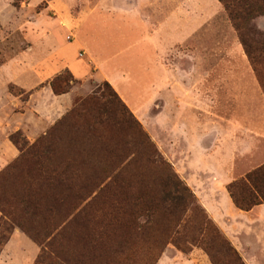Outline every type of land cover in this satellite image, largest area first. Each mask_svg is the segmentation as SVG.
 <instances>
[{
  "label": "rangeland",
  "instance_id": "obj_1",
  "mask_svg": "<svg viewBox=\"0 0 264 264\" xmlns=\"http://www.w3.org/2000/svg\"><path fill=\"white\" fill-rule=\"evenodd\" d=\"M96 2L0 0V264H131L123 259L129 249L138 256L134 258V264H151L157 255V246L165 241L166 247L156 264L161 259V264H180L175 256L187 258L185 256L192 252H197L192 264H211L203 250L206 238L214 243L218 264H246L207 215L192 189L161 153L155 136L149 135L140 120L114 95L109 84L76 81L68 71L61 72L57 76L64 80L62 95H70L65 107L56 102L57 96L50 87L56 75L32 89L19 85L20 79L32 73L40 75L48 64H52L56 25L63 11L67 19ZM254 6L260 9H256L259 15L248 24L250 38L264 40V0H258V4L254 1ZM224 16L232 27L226 11ZM257 62L264 81V60ZM5 66H11L9 68L14 72ZM91 96L98 99V104L106 105L105 114H100L102 109L95 111L100 114L97 119V113L91 111L86 101ZM83 101L86 102L81 105ZM145 116L148 117L146 112ZM105 119L114 122L111 131L102 125ZM144 121L148 122V119ZM10 136H14L17 143L12 142ZM145 136L159 154L155 158L157 168L146 170L145 180L151 185L148 180L169 173L163 164L170 166L178 178V191L187 206V226L176 234V229L172 230L166 239L161 235L164 220L155 213L158 215L154 221L156 231L135 239L119 237L128 247L110 252L103 246L100 248L99 242L105 239L107 221L109 224V220L117 215V210L113 211L111 207L120 198L105 192L92 204L95 194L89 199L77 200L76 187L88 186L102 168L117 163L119 155L126 154V162L132 167L145 166L146 157L142 154L148 143ZM32 146V153L39 155L37 159L26 156ZM243 163L244 159H240L236 165ZM129 173L127 179L135 185L137 173L134 169ZM109 181L107 179L105 185ZM150 198L151 195H144V200ZM151 214L134 217H138L139 224L151 225ZM205 216L213 226L200 233L204 229ZM118 225L112 222L111 227ZM118 232L119 229L114 231L117 236ZM215 232L230 245L232 252L221 244V238L215 239ZM192 237L195 243L188 254L173 245L174 241L183 238L182 242L184 240L189 247L188 238Z\"/></svg>",
  "mask_w": 264,
  "mask_h": 264
},
{
  "label": "crops",
  "instance_id": "obj_2",
  "mask_svg": "<svg viewBox=\"0 0 264 264\" xmlns=\"http://www.w3.org/2000/svg\"><path fill=\"white\" fill-rule=\"evenodd\" d=\"M224 15L217 0H97L74 17L63 11L52 64L19 85L63 71L109 84L241 259L264 264V204L240 210L226 190L264 164V93ZM196 253L174 259L192 264Z\"/></svg>",
  "mask_w": 264,
  "mask_h": 264
},
{
  "label": "trees",
  "instance_id": "obj_3",
  "mask_svg": "<svg viewBox=\"0 0 264 264\" xmlns=\"http://www.w3.org/2000/svg\"><path fill=\"white\" fill-rule=\"evenodd\" d=\"M254 1L256 4H258V0H218V2L223 5L228 15L231 25L237 34L238 41L242 46L243 52L247 57L248 62L264 93V81L262 74L261 71L257 69V61L261 59L262 61L264 60V40L257 41L255 39H251V30L248 28L249 22L254 17H256V15H259V11L256 9L260 8H256V6H254ZM63 83L64 80L61 79V76H57L51 81L50 87L56 96L64 94L62 91ZM106 85L108 86V84ZM114 95L119 97L115 92ZM86 101L89 103V108L91 111L95 112L102 109L100 114H105L104 108L106 105L98 104L99 102L96 97L91 96ZM86 101H83L81 105ZM123 107L125 108L124 105ZM100 114L97 113L95 115L96 119L99 118L98 116H100ZM113 124V121L105 119L102 125H106L108 131H111ZM145 138V140L148 142L146 150L142 151L143 156L146 157L145 166H141L139 164L132 167V164L126 162V154L119 155L118 162L102 168L100 172L97 173L96 178H94L88 186L83 185L76 187L77 200L89 199L95 194L94 198L91 199L92 204L95 202V200H97L99 195L105 194V192L109 193L111 196L117 195L120 198L118 203L116 204L114 201V204L116 205L111 207V210H117V215H115L112 220H109L111 221L109 224L107 221L105 239H102L99 242L100 248L103 246L110 252H115L118 248L124 250L128 247V244L122 243V239L119 237L127 236L129 239H135L138 236L142 237L146 234L156 231L154 228V221L158 215L155 213H158L161 216L159 217L164 220L165 226L161 235L166 237V239L169 238L168 233L170 235L172 230L176 229L174 232V234H176L180 231L179 229L185 228L187 226L185 217L187 206L185 204L184 196L178 191V178L174 173H172L170 166L166 163L163 164L165 165L167 171L169 170V173L165 176L158 174L153 178V181L148 180V183H151V185H148L145 180L146 170L154 171L157 168L156 164L158 162L155 158L156 156H159L154 145H152L148 140V137L145 136ZM10 140L14 143H17L14 136H10ZM32 150L33 146L29 148L26 156H33L35 159H37L39 155L32 153ZM132 169H134L135 174L137 173L138 176L135 185H132V182L127 179V177L130 175L129 170ZM102 178H104V180L96 182ZM107 179H110V181L105 185ZM227 192L235 207L243 211H248L254 206L264 204V164L245 175L244 178L230 183L227 186ZM144 195H151V198L144 200ZM143 213H152L151 215H153V220L152 223H150L151 225L139 224L138 217H134L136 214L140 216V214ZM203 214L206 215L204 211ZM130 219L131 221L129 222L128 220ZM112 222H116L119 225L111 227ZM209 226H213L212 222L205 216L204 229H202L200 233H202ZM118 229L119 232L117 236L114 231H118ZM218 237L221 238V244L226 246L228 250L232 252L230 245L225 242V240L220 237L218 233L216 234L215 232V239ZM182 239L174 241L173 245L182 253L188 254L190 252V247L194 246L195 240L193 237L188 238V241L190 242H188V247L185 245L184 240L182 242ZM191 243L193 244L191 245ZM166 244L167 243L165 241L163 244H159L157 246V255L153 260L154 263L151 264H156L159 256L166 247ZM203 250L208 256L211 264H218L215 259L216 248L210 238H206L204 240ZM134 258H138V256L136 252L131 251L130 249L127 250L126 255L123 257V259L131 264L135 263V261H133ZM237 260L240 262L238 256ZM141 263L142 262H139V264Z\"/></svg>",
  "mask_w": 264,
  "mask_h": 264
}]
</instances>
